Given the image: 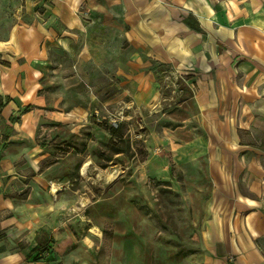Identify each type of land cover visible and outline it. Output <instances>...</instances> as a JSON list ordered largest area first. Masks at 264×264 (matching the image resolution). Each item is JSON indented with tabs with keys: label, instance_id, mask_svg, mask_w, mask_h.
I'll return each mask as SVG.
<instances>
[{
	"label": "crops",
	"instance_id": "crops-1",
	"mask_svg": "<svg viewBox=\"0 0 264 264\" xmlns=\"http://www.w3.org/2000/svg\"><path fill=\"white\" fill-rule=\"evenodd\" d=\"M129 34L190 92L164 114L182 135L167 155L187 179L201 264H264V0H0V264H48L31 250L72 238L58 234L60 194L36 130L46 118L88 125L95 74L127 75L124 59L102 58L104 42ZM128 76L135 94L155 89L151 71Z\"/></svg>",
	"mask_w": 264,
	"mask_h": 264
},
{
	"label": "rangeland",
	"instance_id": "rangeland-1",
	"mask_svg": "<svg viewBox=\"0 0 264 264\" xmlns=\"http://www.w3.org/2000/svg\"><path fill=\"white\" fill-rule=\"evenodd\" d=\"M104 47L110 55L104 53L102 58L124 59L127 75L104 79L95 74L90 124L62 128L46 118L37 127V140L47 150L41 170L52 167L46 176L54 182L48 187L54 183L60 194L58 216L63 225L58 234H72V238L63 236L66 246L60 248L51 235L46 239L51 249L31 260L48 264H201L196 252L198 238L192 234L199 224L188 217L183 198L187 179L167 155L171 147L180 146L182 135L170 128L164 112L173 109L178 98L189 95L184 74L154 59L150 48L134 34L126 35L119 46L111 39ZM128 70L151 71L155 89L135 94L137 81L128 76ZM149 93L156 96L152 106ZM176 114L181 117L182 112Z\"/></svg>",
	"mask_w": 264,
	"mask_h": 264
},
{
	"label": "trees",
	"instance_id": "trees-1",
	"mask_svg": "<svg viewBox=\"0 0 264 264\" xmlns=\"http://www.w3.org/2000/svg\"><path fill=\"white\" fill-rule=\"evenodd\" d=\"M27 109H29L28 106L25 108V110H27ZM50 244L51 243H49V244L45 243V244H42L40 246H36L35 248H33L31 250V254L34 255V257H36L38 259L41 258L42 254H45L46 252H48L51 249Z\"/></svg>",
	"mask_w": 264,
	"mask_h": 264
},
{
	"label": "built area",
	"instance_id": "built-area-1",
	"mask_svg": "<svg viewBox=\"0 0 264 264\" xmlns=\"http://www.w3.org/2000/svg\"><path fill=\"white\" fill-rule=\"evenodd\" d=\"M115 125V124H114Z\"/></svg>",
	"mask_w": 264,
	"mask_h": 264
}]
</instances>
